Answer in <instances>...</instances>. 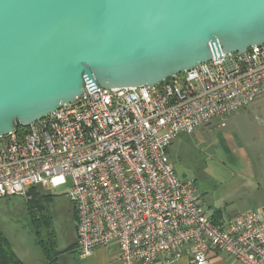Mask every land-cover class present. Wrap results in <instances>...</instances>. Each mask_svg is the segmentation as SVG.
Wrapping results in <instances>:
<instances>
[{
    "label": "built area",
    "instance_id": "built-area-1",
    "mask_svg": "<svg viewBox=\"0 0 264 264\" xmlns=\"http://www.w3.org/2000/svg\"><path fill=\"white\" fill-rule=\"evenodd\" d=\"M262 96L264 43L154 86H85L71 103L0 136V198L28 200L34 187L55 193L69 177L79 259L115 242L120 264H170L185 253L206 264L211 251L264 264V209L217 225L194 181L178 178L167 154L179 135Z\"/></svg>",
    "mask_w": 264,
    "mask_h": 264
},
{
    "label": "water",
    "instance_id": "water-1",
    "mask_svg": "<svg viewBox=\"0 0 264 264\" xmlns=\"http://www.w3.org/2000/svg\"><path fill=\"white\" fill-rule=\"evenodd\" d=\"M263 43L264 0H0V136Z\"/></svg>",
    "mask_w": 264,
    "mask_h": 264
},
{
    "label": "rangeland",
    "instance_id": "rangeland-1",
    "mask_svg": "<svg viewBox=\"0 0 264 264\" xmlns=\"http://www.w3.org/2000/svg\"><path fill=\"white\" fill-rule=\"evenodd\" d=\"M221 121L225 123L223 127L218 125ZM262 152L264 154V96L222 120L216 118L191 133L179 135L168 147V158L178 178L194 181L206 206L229 211L253 201L263 207ZM66 182L69 185V177ZM67 184L58 185L55 193H49L52 198L44 200V210L36 213V217L50 218L48 231L57 235L58 247L67 245L75 220L65 196ZM258 186L261 187L259 192L256 191ZM249 189L254 190V194H250ZM37 191L44 194L40 189ZM26 203L19 195L0 198V233L19 259L37 264V256L41 257L37 235L43 236L46 229L34 224Z\"/></svg>",
    "mask_w": 264,
    "mask_h": 264
},
{
    "label": "crops",
    "instance_id": "crops-1",
    "mask_svg": "<svg viewBox=\"0 0 264 264\" xmlns=\"http://www.w3.org/2000/svg\"><path fill=\"white\" fill-rule=\"evenodd\" d=\"M260 99L261 97L249 105L254 104L256 101ZM167 154H168V149H167ZM262 177L264 179L263 152H262ZM259 189H261L260 186L256 188V191L259 192L258 191ZM249 190H250V194H254V190L252 191L251 189ZM249 190H246L245 192H249ZM262 192H264L263 185H262ZM257 204L259 203L253 201L251 203H248L246 206L244 205V207L242 208L239 209L233 208L230 209L229 211H223L220 208L211 207V205H207V206L211 210L212 221L215 222L217 225L224 226L230 219L236 216H242L249 210H253L254 208L264 209V205L263 207H259ZM54 236L56 243L55 246L57 250L62 251L56 256L55 264H120L117 258L118 249H117V244L115 242H110L107 245H103V246H97L96 248L93 249L92 253L88 257L84 259H79L75 254V244H76L75 220L72 223L71 234L67 238L68 241L67 245L58 247V242H59L58 237L56 234H54ZM70 247H72L71 251H67V249ZM40 255H41L40 258L37 256V261H38L37 264H47L46 259L42 255V252L40 253ZM20 260L24 264H31L28 261H25L24 259L20 258ZM170 264H193V262L190 253H185L180 259ZM206 264H238V263L231 256H227L224 254L211 251L208 253V262Z\"/></svg>",
    "mask_w": 264,
    "mask_h": 264
},
{
    "label": "trees",
    "instance_id": "trees-1",
    "mask_svg": "<svg viewBox=\"0 0 264 264\" xmlns=\"http://www.w3.org/2000/svg\"><path fill=\"white\" fill-rule=\"evenodd\" d=\"M28 193L30 194V199L27 200L26 207L28 210V213L30 216L32 215L31 218H33V222L36 226H44L46 229V232L43 236H38L37 235V243L39 245V248L42 252V255L46 259L47 264H55V258L56 256L61 253L62 251L57 250L55 246V236L54 233L51 231H48L49 225H50V218H46L44 216L41 217H36L37 211H42L44 210V205L43 201L44 200H49L52 198V195L42 191L44 193L43 195H40L39 191H37V188H31ZM6 197V196H4ZM3 197V198H4ZM51 197V198H50ZM2 198V197H1ZM26 200V199H25ZM35 211V212H34ZM70 211L72 213V218H75V212L70 204ZM34 216V217H33ZM44 217V218H43ZM215 223V222H214ZM35 226V227H36ZM48 231V232H47ZM37 234H40L38 229H36ZM72 247L68 248L67 251H71ZM0 264H24L18 257L17 255L10 249L7 244L5 239L0 233Z\"/></svg>",
    "mask_w": 264,
    "mask_h": 264
}]
</instances>
